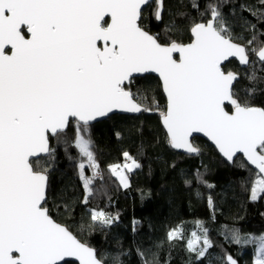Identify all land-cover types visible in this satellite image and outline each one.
<instances>
[{"label":"snow or ice","instance_id":"1","mask_svg":"<svg viewBox=\"0 0 264 264\" xmlns=\"http://www.w3.org/2000/svg\"><path fill=\"white\" fill-rule=\"evenodd\" d=\"M146 3L0 0V264H61L66 257L103 264L93 248L49 215L44 207L48 176L30 157L50 153L49 134L63 133L76 118V147L95 170L86 176L85 163L78 166L91 195L99 165L85 138L89 122L114 109L150 110L124 86L133 73H159L167 97L161 116L172 147L197 153L189 137L204 132L229 161L242 152L255 165L252 199L264 192V108L241 104L232 90L237 74L222 68L229 57L248 64V50L235 42L216 5L210 6L211 18L191 27L190 43H161L138 23ZM162 9L163 0H157L158 20ZM256 54L264 61V46ZM117 168L111 166L119 175ZM91 218L104 224L113 220L95 210ZM168 235L173 239L180 229ZM192 236L189 248L203 257L211 247L207 230ZM201 239L203 247H195ZM234 239L240 242L238 234ZM259 241L255 264H264V237ZM225 259L237 264L230 255Z\"/></svg>","mask_w":264,"mask_h":264},{"label":"trees","instance_id":"2","mask_svg":"<svg viewBox=\"0 0 264 264\" xmlns=\"http://www.w3.org/2000/svg\"><path fill=\"white\" fill-rule=\"evenodd\" d=\"M211 5L218 7L235 42L248 50L245 67L235 60L222 66L237 74L234 97L264 108V63L256 58L264 46V0H163L159 20L154 0L142 9L139 23L161 43H187L191 27L211 18ZM125 88L150 110L112 114L88 125L85 138L91 140L99 165L91 195L80 178L78 166L87 160L75 144L77 122L71 120L63 133L49 137L46 157L30 161L48 176L44 207L49 215L94 248L104 264H226L227 255L238 264H252L257 241L251 236L264 233V192L252 199L245 169L221 158L202 138L192 139L199 149L195 155L171 147L160 122L166 100L157 77L133 78ZM126 152L139 167L127 173L123 187L111 166L122 163ZM94 171L87 163L84 173L93 176ZM92 210L113 217L112 222L93 221ZM173 229H180V235L169 239ZM204 230L211 247L201 257L188 242L194 232L202 237Z\"/></svg>","mask_w":264,"mask_h":264},{"label":"water","instance_id":"3","mask_svg":"<svg viewBox=\"0 0 264 264\" xmlns=\"http://www.w3.org/2000/svg\"><path fill=\"white\" fill-rule=\"evenodd\" d=\"M152 1H154V0H147V3L145 4V5H143L142 6V9L147 5V4H149L150 2H152ZM157 1V0H156ZM138 23H139V21H138ZM146 31V30H145ZM191 39H192V36H191ZM191 41H189V42H187V43H190ZM187 43H184V44H187ZM240 44V43H239ZM241 45H243V44H241ZM244 46V45H243ZM173 56H174V58L175 59H179V53L177 52V53H174L173 54ZM256 58H257V60L260 62V63H264V61H261L260 59H259V57H258V55L256 54ZM229 60H235L237 63H238V65L240 66V67H245L246 65L245 64H241L240 62H239V59L238 58H236V57H229L226 61H224V62H222V66L227 62V61H229ZM147 74H150V75H153V76H155V77H157L158 78V80H159V82H160V84H161V89H162V92H163V95H164V97H165V100H166V108H165V111L167 110V97H166V94L164 93V91H163V86H162V81H161V79H160V77H159V73H156V72H152V71H149V72H145V73H133L132 74V76L130 77V79L129 80H126L125 82H124V86H127L128 84H129V82L133 79V78H136V77H141V76H144V75H147ZM234 83H235V81H233V85H234ZM127 90V89H126ZM226 105L227 106H229V107H231L232 108V110L231 111H229L230 113L234 110L233 109V107H232V105L230 104V103H228V102H226ZM225 105V106H226ZM226 108V107H225ZM227 110V109H226ZM228 111V110H227ZM142 111H140V112H129V111H124V110H122V109H114L112 112H110V113H108L106 116H102V117H97L95 120H92V121H90L89 122V124L88 125H91V124H93V123H96V122H98V121H101V120H103V119H105V118H107L108 116H110V115H112V114H121V115H138V114H140ZM71 120H73V121H75V122H77V120H76V118H70V120H69V122L71 121ZM160 122H161V126H162V128L164 129V131H165V133H166V135H167V137H168V133H167V129H166V127L164 126V123H163V118L161 117V119H160ZM69 124V123H68ZM49 137H54L53 135H51V134H49ZM194 137H199V138H202L203 140H205L206 142H208L216 151H217V153L219 154V156L221 157V158H223L224 160H227V161H229L225 156H223V154L219 151V149L217 148V146L215 145V143H214V141H212L211 139H210V137H208L204 132H193L192 133V135L189 137V140H190V142H191V144H192V139L194 138ZM169 139V138H168ZM171 145V144H170ZM193 145V144H192ZM48 146H49V141H48ZM172 147V146H171ZM173 149H175V150H177V151H179V152H181V153H184V154H191V155H195V154H197V153H190V152H188L186 149H177V148H174V147H172ZM48 155V153H39V154H37L36 156H33V157H30V161L32 160V159H36V158H39V157H46ZM237 156H240V157H242V159L244 160V162L251 168V169H253L256 173H257V169H256V167H255V165H252L248 160H247V158L244 156V154L242 153V152H238V153H236L235 154V156L233 157V159L232 160H234ZM48 182V181H47ZM46 190H47V188H46ZM53 219V218H52ZM54 220V219H53ZM55 221V220H54ZM55 222H57V221H55ZM57 223H59V222H57ZM59 224H61V223H59ZM61 225H63V224H61ZM63 226H65V225H63ZM66 227V226H65ZM70 231V230H69ZM73 234V233H72ZM74 236H76L75 234H73ZM76 238L78 239V240H80L77 236H76ZM81 241V240H80ZM82 242V241H81ZM82 243H84V242H82ZM87 245V244H86ZM90 247V246H89ZM92 248V247H91ZM94 249V248H93ZM96 252V251H95ZM228 256V255H227ZM98 258V257H97ZM226 258V257H225ZM234 260H236L234 257H232ZM66 261H72V262H74V263H76V264H80V261L76 258V257H66L65 258V261H63V262H61V264L62 263H64V262H66ZM237 261V260H236ZM225 262H226V264H227V261H226V259H225ZM104 264V263H103ZM237 264H238V262H237Z\"/></svg>","mask_w":264,"mask_h":264},{"label":"rangeland","instance_id":"4","mask_svg":"<svg viewBox=\"0 0 264 264\" xmlns=\"http://www.w3.org/2000/svg\"><path fill=\"white\" fill-rule=\"evenodd\" d=\"M127 160L129 161V163L128 164H126V163H118V164H116V165H114V166H120L121 167V169L120 170H117V172L119 173V175H117V174H115L113 171H112V173H113V175L118 179V181H119V183L123 186V187H125V184L127 185L128 184V176H127V173L128 172H131V171H133L137 166V162L132 158V157H128L127 158ZM235 161H236V163L239 165V166H241L242 168H244L245 169V171H246V176H247V178H246V186H247V188L249 189V190H251L252 189V187H253V182L257 179V173L253 170V169H251L245 162H244V160L242 159V157H236L235 159H234ZM133 161H135L136 163L135 164H133ZM84 163H85V165H87V161H83ZM93 168L91 167V170H92ZM85 174V173H84ZM86 176H91V175H87V174H85ZM121 177H127V179H126V181H125V183H121ZM82 180V179H81ZM82 183H83V181H82ZM85 190V189H84ZM260 192H258V194H259ZM258 194H257V196H258ZM93 211V210H92ZM92 211H91V214H92ZM97 212H99V211H97ZM100 222V221H99ZM251 236V235H250ZM251 237H254L255 239L254 240H256L257 241V243H256V248H255V251H254V255H253V259H252V264H255V260H256V255H257V251H258V249H259V238L260 237H264V233H260V234H256V235H252ZM194 240V239H193ZM198 245H199V248H202L203 247V239H201L200 241H199V243H197ZM197 244H195V245H197Z\"/></svg>","mask_w":264,"mask_h":264},{"label":"built area","instance_id":"5","mask_svg":"<svg viewBox=\"0 0 264 264\" xmlns=\"http://www.w3.org/2000/svg\"><path fill=\"white\" fill-rule=\"evenodd\" d=\"M122 163H126V164H128V163H129V161L127 160V158H125V159H124V161H123ZM120 169H121V167H120V166H118L117 170H120ZM98 175H99V173H98Z\"/></svg>","mask_w":264,"mask_h":264}]
</instances>
